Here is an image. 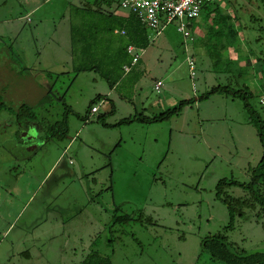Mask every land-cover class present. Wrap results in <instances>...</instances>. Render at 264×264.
<instances>
[{
  "label": "rangeland",
  "instance_id": "1",
  "mask_svg": "<svg viewBox=\"0 0 264 264\" xmlns=\"http://www.w3.org/2000/svg\"><path fill=\"white\" fill-rule=\"evenodd\" d=\"M95 1L0 0V103L8 107L0 111V264H80L93 250L113 264H220L202 250L210 235L240 252L264 251L261 207L243 208L228 228L229 211L216 190L223 179L250 182L263 157L257 130L242 101L225 94L202 100L215 86H236L239 73L229 69L239 59L251 104L261 111L264 0H235V43L228 29L217 34L206 20L214 5H204L191 38L174 21L126 75L127 38L112 31L108 11L127 13L118 0L97 7ZM232 10L225 2L217 14ZM83 66L96 69L77 72ZM104 75L124 76L112 89ZM98 96L114 102V114L101 101L85 122ZM185 100L194 102L167 122L107 128L97 121L107 113L108 124L142 113L153 118ZM22 105L37 115L35 126L19 123L14 112ZM65 118L67 136L49 138L43 126ZM226 192L249 199L239 186ZM124 215L132 219L115 225L114 217Z\"/></svg>",
  "mask_w": 264,
  "mask_h": 264
},
{
  "label": "trees",
  "instance_id": "2",
  "mask_svg": "<svg viewBox=\"0 0 264 264\" xmlns=\"http://www.w3.org/2000/svg\"><path fill=\"white\" fill-rule=\"evenodd\" d=\"M116 2L119 6L120 0ZM225 2H226V7H229V8L230 6L233 7V10H232L233 15H230V14L222 15L221 14V16H219L217 14L222 9V4H224ZM102 4H109L111 6L113 4V1L112 0H96L94 2V6L96 7ZM212 5H214V7L212 9H209V11L206 10V14H205L206 20L212 21L211 23L212 30H214L215 28H218L216 33L220 34L225 29H228L230 36L232 37V39H234V43H235L238 37V30L233 24V19L236 18L237 19L236 21H239V17H240L239 16L240 9L237 10L238 6L235 0H212L210 3L205 4V7L207 8L208 6H212ZM203 12H205L204 9H203ZM108 15L110 17L112 16L115 18L114 19L115 26L112 29V31L120 29L119 31L124 30L126 32V35L124 36H126L127 38V45L125 46L123 50L125 54L128 55L127 48L130 45H134L141 50H146L150 46L152 42L150 41V36L147 32V29L141 24V22L137 19L135 15L128 14V13L116 15V13L114 14L113 12H109V11H108ZM83 46H84L83 50H87V46L85 42ZM88 47H92V45H88ZM246 59L248 61V64L254 68V65H252L250 62L251 61L250 57ZM230 64L232 66L230 67L229 70L231 74H233L232 76L234 77L239 73L238 78L239 80L242 79V81L240 82L238 80L235 84L236 85L235 87L232 85L215 86L211 89V91H209L206 95L202 97V100L212 95H215V94H225L226 96L232 97L235 100L242 101L244 103V108L248 112V115H249L248 121L251 125H253L256 128L257 135L259 137V140H260V143L263 149V157L261 161L251 171L252 176H251L250 182L242 184L233 179L231 180L223 179L218 183L216 187L218 197L222 200L224 204H226V207L228 208V211H229L230 223L228 225V228H233L235 218L237 214H241L242 216L241 212L243 211V208H248V209L250 208L252 210L251 207H253V210H254L256 206L257 207L260 206L261 211L258 213L259 214L264 213V196H262L260 193L261 185L264 183V106L261 104V99L264 96V93L258 96V102H259V105L261 106V111H258L251 104V100L254 98V94L251 90L252 85L250 83L248 84V81H245V79H249L248 77H246L247 70L244 69V67L240 65L239 59L230 60ZM125 65L126 64L122 65L123 73H124ZM95 69L96 67L89 68V67L83 66L77 69V72H85L88 70L91 71ZM251 71L249 70V72ZM124 75L126 74L124 73ZM123 76L116 77L117 80L114 81L112 79V75H104V79L108 81L111 88L114 89L119 84ZM101 101H103L104 104L105 103L107 104V102H110L111 108H110L109 114L110 115L114 114V110H115L114 102L106 97L98 96L95 100L91 102L89 106V111L83 117V120L85 122H88L89 119L92 117V113L90 112V110L93 107L98 106V104ZM193 102L194 100H185L181 102L178 107L167 110L166 112L161 113L157 116H154L153 118L145 117V114L142 113V115L130 116L128 118H125L117 124H108L106 122V117H108L109 114L107 113V114L99 115L97 117V121L99 123H102V125L107 128L120 127L123 125H130L134 122L144 123L148 125L155 124V123H161V122H167L174 116L179 115V113L182 111L184 106H187V105L190 106L191 104H193ZM4 109H8V107L5 105V103H0V111H3ZM68 109L70 113L75 114L73 110L70 109V107H68ZM14 114L19 120V123H21L23 120L26 121L25 125L30 126V125H34L36 121L38 122L37 115L27 105H22L18 109V111L14 112ZM25 125H22V126H25ZM43 127H44L43 129L45 130L46 135L49 138H56V137L62 138L64 136H67L68 131H69L67 118L53 125H48V126L45 125ZM233 186H239V187L244 188L249 195L248 201L243 200L242 198L235 199L234 197L227 195V192H226L227 189ZM221 196H224V197H221ZM247 202H250V203L247 204ZM114 218H115L114 220L115 225L119 223H125L132 219L128 215L119 216V217L116 216ZM201 246H202V250L205 253H207L214 262H217L220 264H264V251L253 253V254H248L245 252L237 251L233 247H231V244L224 237L219 236V235H210L206 237L202 241ZM80 264H113V262L110 256L102 254L99 251L93 250L91 252L89 251L86 254V256L83 258V261Z\"/></svg>",
  "mask_w": 264,
  "mask_h": 264
},
{
  "label": "built area",
  "instance_id": "3",
  "mask_svg": "<svg viewBox=\"0 0 264 264\" xmlns=\"http://www.w3.org/2000/svg\"><path fill=\"white\" fill-rule=\"evenodd\" d=\"M212 0H120V9L128 14H133L147 29L155 32L154 40L161 35L168 25L174 21L179 22L178 30L183 34L185 39L191 38L189 32L190 25L193 21L199 19L205 4ZM116 34L126 35L124 30H115ZM141 49L134 45L127 48V53L132 57L131 66H125L124 72L130 73L132 67L137 65L141 58ZM189 68L192 78L196 76V64L193 57L188 58ZM163 87V82L159 80L154 87L155 92L160 93ZM261 104L264 106V96L261 99ZM99 106L91 109V113H97Z\"/></svg>",
  "mask_w": 264,
  "mask_h": 264
},
{
  "label": "crops",
  "instance_id": "4",
  "mask_svg": "<svg viewBox=\"0 0 264 264\" xmlns=\"http://www.w3.org/2000/svg\"><path fill=\"white\" fill-rule=\"evenodd\" d=\"M197 20H198V19H197ZM209 21H211V20H209ZM194 24H200V25H201V24H203V23L200 22V21L197 22V23H193V22H192V25H190V27H191V26H194ZM141 59H142V58H141ZM140 61H141V60H140ZM125 66H131V64H130V65H127V64H126ZM125 66H124V67H125ZM135 66H136V65H135ZM135 66H134V67H135ZM134 67H132V69H133ZM132 69H131L130 73H132V71H133ZM196 71H197V68H196ZM124 73H125V72H124ZM130 73H127V74H130ZM125 74H126V73H125ZM157 79H160V78H157ZM158 81H159V80H158ZM158 81H157V82H158ZM157 82H156V83H157ZM156 83H155V84H156ZM163 87H164V83H163ZM163 87H162V88H163ZM102 102H103V101H102ZM103 105H106V103H105V104L103 103ZM99 112H100V109H99V111H98L96 114H98ZM96 114H95V115H96Z\"/></svg>",
  "mask_w": 264,
  "mask_h": 264
}]
</instances>
